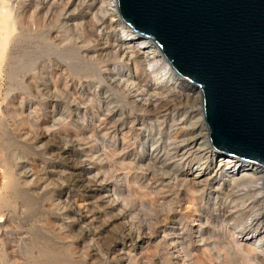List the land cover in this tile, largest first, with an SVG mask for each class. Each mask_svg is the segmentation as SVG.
<instances>
[{
	"label": "rangeland",
	"instance_id": "rangeland-1",
	"mask_svg": "<svg viewBox=\"0 0 264 264\" xmlns=\"http://www.w3.org/2000/svg\"><path fill=\"white\" fill-rule=\"evenodd\" d=\"M99 2L0 0V264H264L235 243L252 196L193 179L210 143L177 157L200 92L153 99Z\"/></svg>",
	"mask_w": 264,
	"mask_h": 264
},
{
	"label": "water",
	"instance_id": "water-1",
	"mask_svg": "<svg viewBox=\"0 0 264 264\" xmlns=\"http://www.w3.org/2000/svg\"><path fill=\"white\" fill-rule=\"evenodd\" d=\"M116 8L200 92L212 150L264 169V0H116Z\"/></svg>",
	"mask_w": 264,
	"mask_h": 264
},
{
	"label": "bare ground",
	"instance_id": "bare-ground-1",
	"mask_svg": "<svg viewBox=\"0 0 264 264\" xmlns=\"http://www.w3.org/2000/svg\"><path fill=\"white\" fill-rule=\"evenodd\" d=\"M99 1L103 9L102 12L111 17L110 27L117 30L121 35V52L129 57L133 53L141 54L143 66L152 80L153 99H156L160 95L162 97L163 95L167 96L175 90L181 91L183 86L189 88L171 70L170 65L162 58L157 48L150 46V40L147 41V39L139 38L121 21L116 8V0ZM10 17V15L3 16V23L5 25H7ZM197 96L195 95V99ZM155 101L157 100L153 102ZM209 148L207 134L203 132V129H200L196 135L179 143L176 149L177 157L183 160L193 156H200V154H203ZM215 156H217L216 153ZM215 156V166L212 170L209 172L198 167L193 173V179L202 178L207 175L202 181L208 182L221 177L226 179L232 186H242L240 191H242L243 195L252 196L242 204L250 212L245 222L238 228L240 240H236L235 243L241 248L245 247L248 252H256L258 248H264V169L259 166H251V164H246L232 157L218 159ZM251 198H254V200H251ZM231 213L229 212L228 214ZM252 244H254L253 248H251Z\"/></svg>",
	"mask_w": 264,
	"mask_h": 264
}]
</instances>
